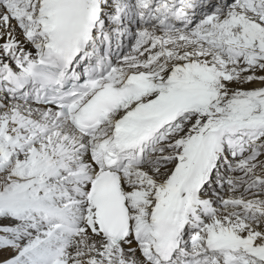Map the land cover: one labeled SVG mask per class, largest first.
Returning <instances> with one entry per match:
<instances>
[{"label": "snow or ice", "instance_id": "1", "mask_svg": "<svg viewBox=\"0 0 264 264\" xmlns=\"http://www.w3.org/2000/svg\"><path fill=\"white\" fill-rule=\"evenodd\" d=\"M0 264H264V0H0Z\"/></svg>", "mask_w": 264, "mask_h": 264}]
</instances>
